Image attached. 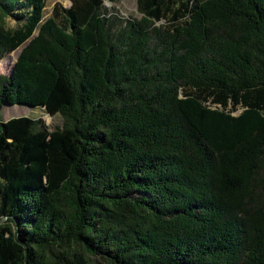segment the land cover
<instances>
[{"label": "trees", "instance_id": "obj_1", "mask_svg": "<svg viewBox=\"0 0 264 264\" xmlns=\"http://www.w3.org/2000/svg\"><path fill=\"white\" fill-rule=\"evenodd\" d=\"M69 1L0 0V264H264V0Z\"/></svg>", "mask_w": 264, "mask_h": 264}, {"label": "rangeland", "instance_id": "obj_2", "mask_svg": "<svg viewBox=\"0 0 264 264\" xmlns=\"http://www.w3.org/2000/svg\"><path fill=\"white\" fill-rule=\"evenodd\" d=\"M55 4H60L63 8H68L70 5L69 0H46L45 17H49L52 8ZM105 11L113 15L114 21L123 24L126 20L138 19L140 15L137 11V0H119L116 4H111L107 1L104 3ZM8 27L13 26L9 21H6ZM21 52V48L15 52L5 56L0 60V75H8ZM31 117L34 119H41L49 130L61 128L63 126V118L60 115L54 117L46 114L42 109H29L24 106H4L1 110V119L3 121L17 117Z\"/></svg>", "mask_w": 264, "mask_h": 264}]
</instances>
